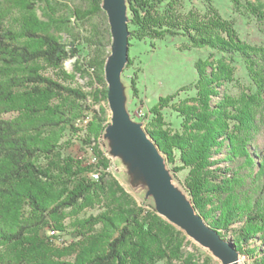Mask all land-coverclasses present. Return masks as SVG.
Here are the masks:
<instances>
[{"label":"trees","instance_id":"obj_1","mask_svg":"<svg viewBox=\"0 0 264 264\" xmlns=\"http://www.w3.org/2000/svg\"><path fill=\"white\" fill-rule=\"evenodd\" d=\"M191 1L126 0L129 41L183 37L218 54L194 64L195 96L178 103L174 96L159 98L144 131L168 163H178L176 171L187 172L184 188L195 213L252 264H264V47L242 41L234 22L209 0L202 11ZM229 2L264 19L248 0ZM62 31L69 44L57 35ZM111 44L102 0H0V116L19 114L0 117V264H196L182 251L184 237L154 211L125 206L115 194L101 196L111 186L105 180L109 160L100 150L92 148L94 162L66 153L69 136L84 131L79 139L91 146L109 124L104 108L92 110L87 101H107ZM233 56L245 64L255 90L223 94L212 105L219 85L232 80ZM69 58H76L72 74L62 68ZM76 74L90 76L91 91L72 86ZM167 107L181 119L179 131L165 127L161 111ZM86 118L83 130L77 124ZM98 168L99 179H89ZM93 198L98 212L77 218ZM66 218L77 240L55 253L38 235L46 227L64 232Z\"/></svg>","mask_w":264,"mask_h":264},{"label":"rangeland","instance_id":"obj_2","mask_svg":"<svg viewBox=\"0 0 264 264\" xmlns=\"http://www.w3.org/2000/svg\"><path fill=\"white\" fill-rule=\"evenodd\" d=\"M209 1L224 19L234 22L235 29L242 41L250 46L264 47V19L258 21L253 16L246 15V13H243L239 9H234L229 0ZM248 1L254 4L261 15L264 16V0ZM202 2L203 0H192L189 6L202 11ZM38 8L37 15L43 20L42 5ZM69 27L74 31L76 30L72 25ZM76 28L81 31V26H76ZM57 35L63 43L69 44L71 37H68L65 31L58 32ZM129 44V61L123 66L120 74L123 89L122 98L127 115L132 122L140 124V128L143 130L148 126V122L152 118L150 109L157 103L159 98L174 96L173 103L187 101L193 98L195 96V90L191 86L197 80L194 64L198 60H209L211 62L218 57V54L211 49L190 46L183 37L167 38L152 42H136L130 40ZM87 55V49L79 53V66L81 68H84L81 60L87 59ZM229 62L233 68L232 80L219 85L216 89L217 95L211 98L212 105L217 104L223 94L236 96L240 92H246L248 90L254 92L255 90L242 60L238 56H233ZM75 63L76 58H69L63 63L62 68L67 73L72 74ZM41 71L46 76L54 78L53 70L42 66ZM91 81L90 76L87 74L83 77L76 74L72 86L89 92L92 90ZM131 82L133 83V91L131 89ZM87 105L95 111H99L100 107L104 108L107 123L110 124L111 113L107 101L94 104L89 98ZM161 114L165 127L168 130L172 132L180 130L181 119L174 111L167 107L162 109ZM18 115V113L14 112L3 114L0 117L13 119ZM85 115H88V118H90L92 114L85 112ZM85 125L83 122L77 124L83 130ZM83 135L84 131L77 134L80 137L69 136L71 145L66 153L75 159L89 162L93 158L92 148L96 147L109 160L105 180L111 187H109L105 194L101 195L103 198L113 197V194H115L116 200L125 206H137L144 210L154 211L157 216L170 224L184 237L182 251L185 256H191L196 264H223L222 258L212 248L196 236L188 234L158 212L155 200L149 193L148 186L137 160L123 148L124 146L122 148L120 147L119 142L113 135L108 133L106 128L97 140V143L91 146H85L81 143L79 138H82ZM159 157L160 166L170 178L169 181L176 192L183 200L190 203V198L184 188V178L187 172L185 170L176 171L178 167L177 162L168 163L161 154ZM215 158L222 159L219 155ZM88 178L91 179L90 175H88ZM98 200L93 198V205L79 210L76 217L80 219L96 214L99 210ZM64 214L67 215L68 211H64ZM70 221L71 218H66L62 221L63 226H66L65 231L62 233L56 232L50 227L40 230L38 235L40 242L42 244H48L52 250H55V253L64 252V249L68 245L77 240L76 233H72L67 226ZM3 252L4 248H1L0 254ZM65 259L63 258L62 260ZM157 264H164V262L160 261ZM236 264H252V260L238 253L236 254Z\"/></svg>","mask_w":264,"mask_h":264},{"label":"water","instance_id":"obj_3","mask_svg":"<svg viewBox=\"0 0 264 264\" xmlns=\"http://www.w3.org/2000/svg\"><path fill=\"white\" fill-rule=\"evenodd\" d=\"M102 8L107 14L112 36L110 54L104 68L107 102L111 113L110 124L106 127L108 133L137 160L158 212L212 248L222 258L223 264H236L238 252L205 224L190 203L185 204L176 195L169 183L170 178L160 166V153L156 146L140 128V124L132 122L127 115L120 80L121 70L128 62L129 51L126 0H102Z\"/></svg>","mask_w":264,"mask_h":264},{"label":"built area","instance_id":"obj_4","mask_svg":"<svg viewBox=\"0 0 264 264\" xmlns=\"http://www.w3.org/2000/svg\"><path fill=\"white\" fill-rule=\"evenodd\" d=\"M83 123H86V119L83 121ZM88 164H91V163H88ZM90 176H91V179L92 180H96V178H99V168H98V171H90Z\"/></svg>","mask_w":264,"mask_h":264},{"label":"bare ground","instance_id":"obj_5","mask_svg":"<svg viewBox=\"0 0 264 264\" xmlns=\"http://www.w3.org/2000/svg\"><path fill=\"white\" fill-rule=\"evenodd\" d=\"M86 122H87V118H86ZM95 161V159L93 158L92 160H91V162H94ZM93 171H98V170H96V169H94ZM91 177V176H90ZM99 177H100V171H99ZM99 178H96V180L95 181H97ZM169 183H170V181H169ZM170 185H171V187L173 188V190H174V192L176 193V195L185 203V204H187L188 205V202H186L185 200H183L182 198H181V196L176 192V190L174 189V187L172 186V184L170 183Z\"/></svg>","mask_w":264,"mask_h":264}]
</instances>
